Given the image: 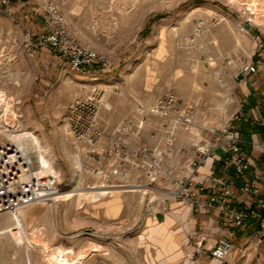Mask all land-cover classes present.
<instances>
[{"label":"rangeland","instance_id":"obj_1","mask_svg":"<svg viewBox=\"0 0 264 264\" xmlns=\"http://www.w3.org/2000/svg\"><path fill=\"white\" fill-rule=\"evenodd\" d=\"M113 1L69 0L64 7H72L68 12L74 23L69 22L71 28L108 57L110 66L98 69L96 80L71 70L49 48L30 45L41 31L38 0L9 1L8 8L0 6V91L14 98V107L19 105L22 110L25 131H32L46 148L45 154L60 175L55 196L89 190L96 183L92 172L95 159L73 139L63 122L69 104L77 97L89 96L94 85L104 95L102 113L114 117H120L122 108L114 104L111 110V100L117 103L126 98L150 106L172 90L182 100L198 104V118L207 117L212 124L227 123L240 109L247 116L258 111L264 116V64L256 75L248 76L247 93L242 88L244 83L234 77L241 66L252 61L257 45L237 25L247 27L254 36L260 35L248 21L252 16L247 7L254 0ZM263 5L264 0H259V14H264ZM201 18L215 25L192 41L195 23ZM262 39L264 42V34ZM158 41L168 49L172 45L164 58L160 54L156 58ZM253 58L261 57L256 54ZM172 68L175 76L171 75ZM151 74H157L153 86L149 84ZM234 124L251 138L254 131L249 124L243 120ZM25 145L39 157L32 140H26ZM110 198L108 194L99 202H91L85 195H76L70 200H47L24 207L30 210L28 239L16 244L12 236L1 237L0 257L26 262L29 254L32 260L45 264L49 251L63 250L68 264H161L165 259L168 264H176L181 259L187 232L196 228L190 217L181 223L173 214L150 215L148 198L140 190L122 192L119 211L111 214L106 211ZM9 214L0 212V229L12 225ZM168 219V228L180 249L160 256V245L149 241V226L153 221L163 223ZM228 237L234 244L228 264H264V243L257 240L249 223L232 229ZM31 242L43 245L46 251L31 247Z\"/></svg>","mask_w":264,"mask_h":264},{"label":"built area","instance_id":"obj_2","mask_svg":"<svg viewBox=\"0 0 264 264\" xmlns=\"http://www.w3.org/2000/svg\"><path fill=\"white\" fill-rule=\"evenodd\" d=\"M68 1L38 0L44 23L29 43L33 48H49L71 70L96 80L98 69L110 66V62L105 52L86 43L71 28L64 10ZM258 2L254 0L247 10L252 16L248 21L260 35L237 25L257 43L252 61L234 75L244 85L264 64V14L257 12ZM7 4L9 0H0V6ZM256 15L261 20H256ZM214 25L207 18L199 19L191 40ZM256 54L261 58L254 60ZM103 97L94 85L89 96L77 97L69 104L63 118L73 139L95 159L92 172L96 183L92 187L101 197L114 189L140 190L148 198L150 215L173 214L181 223L190 217L196 228L187 232L183 255L176 264H228L234 251L228 236L232 229L248 223L257 240L264 243V194L259 170L251 164L247 149H259L264 159V140L256 131L264 129L260 111L247 116L240 109L227 123L212 124L207 117L198 118V104L182 100L172 90L150 106L136 100L134 114L111 127L99 116ZM13 102L14 98L0 91V212H16L50 200L48 165L20 142L24 117ZM242 120L256 131L251 138L234 124ZM58 184L53 180L57 191ZM245 194L251 196V203L241 201Z\"/></svg>","mask_w":264,"mask_h":264},{"label":"bare ground","instance_id":"obj_3","mask_svg":"<svg viewBox=\"0 0 264 264\" xmlns=\"http://www.w3.org/2000/svg\"><path fill=\"white\" fill-rule=\"evenodd\" d=\"M253 1H251L252 3ZM251 6V5H250ZM264 8V5H263ZM19 140L21 143L25 142L26 140H32L33 146L35 150L37 151L38 155L40 156L41 161L48 165L49 170V185H50V200L56 202L55 199H63V200H70L76 195L78 196H86L87 199H89L91 202H99L101 201V195L100 193L95 189V187H92L91 189H76L75 191L61 194L58 196H55L58 194V191L55 190L56 188H53V180H55L56 183H60V175L56 172V170L53 169L52 163L50 161V157L45 154L46 148L42 147L41 140L32 132V131H25L22 135H20ZM48 153V150H47ZM52 176V177H51ZM124 192V190H113L111 191V198L106 203V211H108L111 214H115L119 211V204L121 201V193ZM126 192V191H125ZM30 213V210L27 208H21L16 210V212H10L9 218L12 221V225L8 227H4L0 229V238L5 236H12V240L16 244H22L24 241H27V231H26V224H27V218ZM170 223V220L168 219L166 222L163 223H157L155 221L152 222V225L149 226L151 228V233L149 235V241L151 243H158L161 247L160 250V256L164 253H167L169 251L173 250H179L180 245L177 242L175 236L173 235V232H171L168 228V224ZM142 239L144 237L142 236ZM33 241V240H32ZM29 242V241H28ZM31 247L35 249H39L41 251H46V247H43V245H40L35 242H31ZM150 250V249H149ZM62 251H49L50 255L47 259H45V264H68L69 261L66 260V258L62 255ZM62 259H61V258ZM28 264H32L30 255L28 254ZM168 260H163L161 264H168Z\"/></svg>","mask_w":264,"mask_h":264},{"label":"crops","instance_id":"obj_4","mask_svg":"<svg viewBox=\"0 0 264 264\" xmlns=\"http://www.w3.org/2000/svg\"><path fill=\"white\" fill-rule=\"evenodd\" d=\"M9 1H24V2H29L30 0H9ZM69 4V3H68ZM67 4V5H68ZM67 5H66V8H67ZM3 8H8V7H4L3 6ZM65 8V12H66V17H68L69 15H68V12L69 13H71V11H72V7L70 8H68V9H66ZM39 11H41L40 9H38ZM68 20H70L69 22L71 23V25H72V23H73V21H71V18L70 17H68ZM43 23H44V21H43V19L42 18H39V25H40V29L42 28V26H43ZM74 24V23H73ZM74 28H75V25H74ZM77 32V31H76ZM79 33V32H78ZM156 46H155V55H156V58L158 59V55L160 54V55H162L161 57L162 58H164V56H167L168 55V52H171V47H172V45L170 44L169 46H170V49H168V45H166L165 43L164 44H161L160 43V41H158V43H156L155 44ZM160 60V59H159ZM172 60V59H171ZM172 71V76L175 74V71L173 70V68L171 69ZM98 74H99V72H97V76H98ZM151 76H152V78L151 79H149V81L151 82V83H149L150 85H154L155 83H154V80H155V78L154 77H156L157 78V74L155 75V74H151ZM175 76V75H174ZM88 78H90L91 79V77H89L88 76ZM242 88L244 89V91H245V93H247L248 91H249V88H248V86L247 85H245V86H243L242 85ZM109 104H111V110H113L115 107H113V105L114 104H116L117 105V107H118V109L119 108H122L121 109V114H120V117H114V115L113 116H109V114H103L102 113V111H103V109H102V106L100 107L101 109H100V119H101V121L103 122V123H107V124H109L111 127H114L115 125H117L119 122H120V120H123V119H125V118H129V117H131L133 114H134V112H135V103H134V101L133 100H129V99H126V98H122V100L121 101H119V102H117V103H114L112 100L109 102ZM106 106V105H105ZM108 106V105H107ZM116 110V109H115ZM252 129H250V131H251ZM252 131H255V130H252ZM256 131H258L257 132V134H258V138H260V136H261V138H262V140H263V138H264V135L262 134V132H264V129L263 128H259V129H257ZM255 131V132H256ZM242 133H243V131H242ZM247 133H249V132H247ZM250 134H251V136H252V134H254L253 132H250ZM245 135V134H244ZM248 152H249V150H248ZM249 156H250V161H251V164H253V166L254 167H256L258 170H259V174H260V186H261V188H262V194H264V159H263V154L261 153V151H259V149L258 150H253V149H251L250 150V152H249ZM263 199H264V196H261ZM241 201L243 200V201H245V202H247V203H251L252 202V199H251V196L250 195H244V196H242L241 198ZM264 210V209H263ZM50 245L51 246H53V241L52 240H50ZM33 258V257H32ZM32 258L30 257V259H31V262H32V264H39V262L38 261H34V260H32ZM18 260L19 261H17V262H14V260L13 259H11L10 257H0V264H28V262H27V260H26V262H24L23 261V259L22 258H18ZM23 261V262H22Z\"/></svg>","mask_w":264,"mask_h":264}]
</instances>
